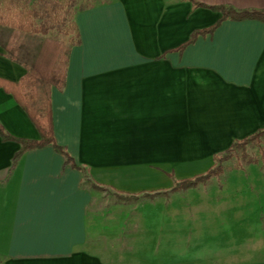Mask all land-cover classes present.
<instances>
[{
	"label": "crops",
	"instance_id": "0c3cea01",
	"mask_svg": "<svg viewBox=\"0 0 264 264\" xmlns=\"http://www.w3.org/2000/svg\"><path fill=\"white\" fill-rule=\"evenodd\" d=\"M215 6L264 10V0H110L75 12L79 42L50 108L55 142L81 169L47 144L9 171L21 144L0 136V264H264L152 258L150 232L133 225L123 253L104 243L122 230L104 226L103 187L135 199L152 168L194 169L264 128V20L225 18L181 47L220 18ZM4 41L0 78L18 81L25 60L10 58ZM0 125L39 139L1 87Z\"/></svg>",
	"mask_w": 264,
	"mask_h": 264
},
{
	"label": "rangeland",
	"instance_id": "374dc122",
	"mask_svg": "<svg viewBox=\"0 0 264 264\" xmlns=\"http://www.w3.org/2000/svg\"><path fill=\"white\" fill-rule=\"evenodd\" d=\"M62 1L71 4L75 14L78 9L110 0ZM34 5L36 0H27L28 9ZM41 21L38 17L33 23L38 26ZM1 32L5 34V30L0 29V35L4 36ZM66 32L48 30L45 34L24 35L23 39L26 48H33L34 42L45 38L57 39L71 47L75 31ZM211 164L212 160L194 169L152 168L144 176L149 177L145 185L132 187L140 195L129 201L117 200L111 196L114 188L110 191L103 187L104 226L122 230L116 236L104 235V243L114 245L113 249L119 246V254L123 253L126 245L123 229L133 225L150 232L145 237L154 250L145 252L152 258L162 257L164 252L165 258L172 261L222 258L232 263L264 257V137L235 150L223 162L218 175L196 186L176 187L180 178L203 173ZM111 206L114 211L108 210ZM159 242L167 249L158 251Z\"/></svg>",
	"mask_w": 264,
	"mask_h": 264
},
{
	"label": "trees",
	"instance_id": "16d2710c",
	"mask_svg": "<svg viewBox=\"0 0 264 264\" xmlns=\"http://www.w3.org/2000/svg\"><path fill=\"white\" fill-rule=\"evenodd\" d=\"M0 0V29L5 30V41L2 48L12 59L19 60L23 56L26 73L18 81H10L0 78V87L10 93L17 104L27 113L30 120L39 133V139L14 138L7 134L0 125V136L4 140H15L21 144V148L14 154L9 171L13 168L19 156L27 149L37 148L50 144L62 154L66 162L81 169L73 163L72 158L65 150L55 142L50 108V87L60 89L64 83L65 71L68 62L70 47H67L57 39H41L34 42V47L26 48L23 37L37 33L45 34L48 30L56 32L75 31L76 38L72 42H79L77 28L74 22V14L71 4L62 0H36L33 8H27V0ZM196 5L198 3H195ZM220 12V18L210 27L194 31L190 38L181 47L190 43L198 33L212 31L223 19L258 18L264 20V10H235L229 6L212 7ZM40 18L41 23L36 26L33 21ZM264 137V128L256 130L251 135L236 140L224 151L213 156V164L205 172L195 174L192 177L181 178L176 181V187L189 188L199 182H205L222 171L223 162L229 160L234 151L243 149L248 143L258 141ZM99 188V186L93 185ZM149 195L148 193H146ZM130 197V196H129Z\"/></svg>",
	"mask_w": 264,
	"mask_h": 264
}]
</instances>
